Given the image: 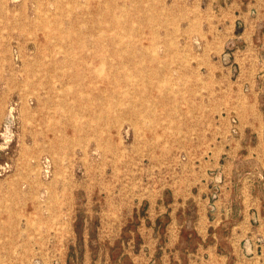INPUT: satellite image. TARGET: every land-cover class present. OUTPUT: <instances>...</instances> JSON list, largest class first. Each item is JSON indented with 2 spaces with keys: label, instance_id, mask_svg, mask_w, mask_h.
<instances>
[{
  "label": "rangeland",
  "instance_id": "rangeland-1",
  "mask_svg": "<svg viewBox=\"0 0 264 264\" xmlns=\"http://www.w3.org/2000/svg\"><path fill=\"white\" fill-rule=\"evenodd\" d=\"M0 264H264V0H0Z\"/></svg>",
  "mask_w": 264,
  "mask_h": 264
},
{
  "label": "bare ground",
  "instance_id": "bare-ground-1",
  "mask_svg": "<svg viewBox=\"0 0 264 264\" xmlns=\"http://www.w3.org/2000/svg\"><path fill=\"white\" fill-rule=\"evenodd\" d=\"M130 49V48H129Z\"/></svg>",
  "mask_w": 264,
  "mask_h": 264
}]
</instances>
